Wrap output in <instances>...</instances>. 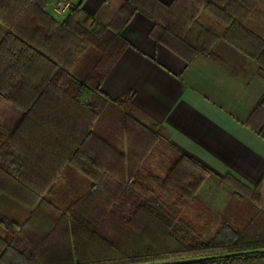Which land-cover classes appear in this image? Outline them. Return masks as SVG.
<instances>
[{
  "label": "trees",
  "instance_id": "1",
  "mask_svg": "<svg viewBox=\"0 0 264 264\" xmlns=\"http://www.w3.org/2000/svg\"><path fill=\"white\" fill-rule=\"evenodd\" d=\"M48 3L0 0V95L28 113L30 104L54 94L85 107L90 120L50 171L49 182L55 184L64 163H69L93 185L88 194L70 201L61 200L55 185L47 192L53 190L51 198L43 196L48 186L32 185L29 199L0 189L31 210L23 225L0 214V228L6 232L0 234V264H264V176L253 190L224 178L237 195L261 210L244 233L227 224L219 225L215 234L197 230L180 214L196 202L195 194L210 170L177 151L164 176L150 172L143 165L156 143L164 140L174 148L168 131L133 105L132 91L111 99L101 90L107 73L128 46L121 31L138 11L153 21L152 38L187 62L203 54L229 68L215 53L224 40L253 62L264 78V12L256 9V0H173L170 4L125 0L111 24L90 26L83 17L82 2L73 5L63 20L48 10ZM90 48L97 50L98 60L93 72L78 78L72 70ZM110 102L125 114L126 153L92 131ZM63 113L64 108L57 115ZM248 123L264 139V95ZM51 132L54 138L61 137L58 130ZM0 172L12 181L30 184L4 163ZM114 188L118 190L115 202L108 198ZM170 191L176 192L172 202L163 198Z\"/></svg>",
  "mask_w": 264,
  "mask_h": 264
},
{
  "label": "crops",
  "instance_id": "2",
  "mask_svg": "<svg viewBox=\"0 0 264 264\" xmlns=\"http://www.w3.org/2000/svg\"><path fill=\"white\" fill-rule=\"evenodd\" d=\"M66 1L72 6L82 2L83 17L89 20L87 26L93 22L111 24L125 2ZM158 1L170 4L173 0ZM47 8L59 20L65 19L69 11L57 12L55 0H49ZM256 9L264 12V0H256ZM258 14L261 17V13ZM262 17L264 19V14ZM153 25L142 12L133 15L121 31L128 46L107 73L101 90L111 99L132 91L133 105L168 131L170 143L175 148L170 147L171 151L175 154L183 152L210 170L195 194V203H202L209 214L206 217L209 220L204 223L205 230L215 234L219 225L227 224L237 233H244L261 210L253 201L237 195L224 178L228 176L253 190L264 176V139L248 123L264 95V78L257 73L253 62L224 40L216 45L215 53L227 61L229 68L203 54H197L187 62L152 38ZM87 56L91 69L99 53L90 48L80 57L72 70L78 78L89 73L83 62ZM56 96L54 94L34 106L30 104L28 113L0 95V164L4 163L7 170L19 172L30 182L16 179L20 181L17 183L0 172V189L24 194L29 199L33 197L29 190L32 185L39 189L48 186L43 196L51 198L53 190L47 192L55 185L62 201L90 192L92 180L69 163H64L55 184L49 182L50 171L69 152L70 145L76 142L90 120V113L76 100H61ZM62 108L63 115H57ZM118 111L123 115V110L115 103L107 104L92 131L117 149L114 140L120 138L121 151L126 153L123 118L120 128L114 124ZM59 118L63 121L61 124L54 122ZM53 128L61 137L52 136ZM204 184H209L210 188L207 198L202 199L197 194ZM224 184L232 190L227 196L223 193ZM4 197L28 209L22 222L0 211L23 225L30 216V208L13 195L0 192V200Z\"/></svg>",
  "mask_w": 264,
  "mask_h": 264
},
{
  "label": "rangeland",
  "instance_id": "3",
  "mask_svg": "<svg viewBox=\"0 0 264 264\" xmlns=\"http://www.w3.org/2000/svg\"><path fill=\"white\" fill-rule=\"evenodd\" d=\"M59 17H63V16H59ZM88 59L89 56H87L83 61L84 63L86 62L85 68L86 67L88 68L89 67L88 65L90 64V63L88 64ZM88 69H89L88 70L89 73L93 72L94 66L91 69L90 68ZM120 112L121 111H118V113H116L115 120L113 119L112 114H109V117H111L114 120V124L118 128H120V122H122V118H123V127L125 129L124 138L127 139V151H128L129 136L125 128V118H124L125 114L123 113L122 115V113ZM121 141L122 140L120 138L114 140V144L118 147V150L120 151L123 147V146L121 147L122 145ZM163 141L160 142L158 141V143H156V146L150 150L149 156L146 158L145 163L143 165L150 172L159 176H164L167 173L168 168L172 164V161L177 158V154L173 153L170 147L168 146V144ZM209 188H210L209 184L208 185L204 184L200 189V191L198 192L197 196L202 199H205V197L207 198ZM223 190H224L223 191L224 196H227L228 192L229 193L232 192L231 188L226 184H224ZM114 191H115L114 193L108 195V198H110L112 201L115 202L117 200L115 199V194L117 195L118 192L117 188H114ZM170 192L171 193L169 194L163 195V198L168 202H172L176 200V192L175 191H170ZM4 198L5 199L0 200V211L20 222L24 221V219L27 216L28 209L25 206L21 205L20 203L12 201L8 197H4ZM208 215L209 214L202 203L189 204L187 207L183 208L180 214V216H183L185 222H190L193 225V227H195L199 231L203 230V228L205 227L204 223L209 220V219L206 220V217ZM97 219L101 220L102 217L98 215ZM109 230L110 228L106 226L105 231L108 232ZM0 234L5 236L6 232L0 228Z\"/></svg>",
  "mask_w": 264,
  "mask_h": 264
},
{
  "label": "built area",
  "instance_id": "4",
  "mask_svg": "<svg viewBox=\"0 0 264 264\" xmlns=\"http://www.w3.org/2000/svg\"><path fill=\"white\" fill-rule=\"evenodd\" d=\"M72 7L71 3L66 0H55V10L57 12L68 11Z\"/></svg>",
  "mask_w": 264,
  "mask_h": 264
}]
</instances>
